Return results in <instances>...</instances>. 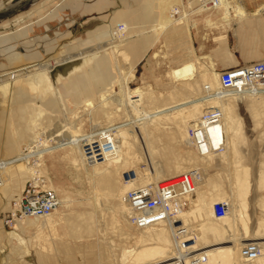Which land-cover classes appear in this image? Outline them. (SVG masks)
Returning <instances> with one entry per match:
<instances>
[{"label": "rangeland", "instance_id": "obj_1", "mask_svg": "<svg viewBox=\"0 0 264 264\" xmlns=\"http://www.w3.org/2000/svg\"><path fill=\"white\" fill-rule=\"evenodd\" d=\"M24 1L2 2L0 11L13 10ZM93 1L96 0H33L16 14L0 19V74L29 65H48L46 81L57 92V95L52 91L42 94L41 87L31 84L25 92L15 93L10 87L13 83L9 82L0 95V160H13L5 170L3 184L7 185L10 178L18 177L8 184L7 194L0 189L4 197L0 199V219L11 210L13 200L20 195L30 176V168L47 178L48 185L60 200L59 207L47 218L30 220L32 225L36 223L33 227H26V222L20 227L15 223L5 226L6 231L16 234L10 237L8 243L10 246L29 245L31 255L48 257L57 264H134L135 251L129 261L126 251L140 248L139 239L143 236L144 264H169L176 258L187 262V254L190 253L206 256L205 264H264V236L247 235L248 228L257 229L264 225V208L260 203V198L264 196V183L260 182L261 178L263 181L260 173L264 172V114L260 116L256 113L258 109L246 108V102L243 103L245 108L238 104L250 98L264 102V95H250L243 99V96L227 94L225 97L204 99L205 87L211 91L220 90L219 75L204 72L205 75L199 78L202 91L197 87V91L192 92L170 75L178 63L176 53L169 50L171 44L166 42V38L162 44L152 45L143 56L144 45H138L136 38H131L127 30L122 34V48L128 54L126 64L135 65L130 68L131 74L123 75L126 88H121L117 80L123 74L122 70H116L112 56L103 50L105 45L102 44L116 37L114 28L120 24L119 20L113 18L110 26L101 25L88 30L73 18L81 5ZM255 4L258 9L264 6V0L245 1L248 9ZM231 6L236 18H239V9L247 16L243 0L240 3L234 0ZM262 14L264 11L255 16ZM97 23L96 20V25H99ZM221 24V27L214 24L218 27L207 30L215 42L224 39L231 45L259 47L247 35L243 40L240 34H235V19ZM262 51L264 55V48ZM140 58L142 62L137 64ZM188 64L193 66L188 62L181 67ZM195 66L196 70L203 67L200 63ZM135 88H139L142 95L137 106L116 105L121 95ZM102 94L110 101L106 106L101 104ZM86 99L92 102V107L85 105ZM231 100L239 106L236 116L241 118L242 129L236 141L237 149H233L227 159L230 158L236 168L234 161L240 157L239 163L248 170L249 187L244 196L236 194L231 177L224 182L220 180L222 187L218 185L219 180L213 177L217 167H220L221 158L219 160L217 155L226 154L231 143L232 131L226 120V114L232 112ZM193 102L192 107L196 106L195 109L201 112L205 106L222 110L223 124L219 130L226 139L223 153L200 158L190 143L181 141L178 126L158 121L172 112L185 109L178 115V112L171 115L183 118ZM176 106L179 108L174 110ZM21 107H29L22 110V119L18 113ZM32 109L41 110L42 115L36 117ZM195 115L196 111L186 124L179 126L184 141L186 137L188 139V123L198 120ZM32 120H39L33 127V133L27 131ZM72 132L76 133V139L70 138ZM42 143L52 145L53 149L44 151L42 157L30 154V149H43ZM22 154H28V162ZM188 154L197 161L185 163ZM160 164L164 169L168 164L175 165L171 177H168L170 171L165 170L161 175L163 180L157 179L162 178L156 170ZM194 168L201 170V181L195 194L187 198L184 211L178 213L173 224L174 227L184 228L178 240L179 243H186L177 244L171 224L137 230L127 222L123 196L129 190L179 176ZM232 172L230 176L235 171ZM104 177L113 184L111 189L101 185ZM207 179H212L214 194L204 185L210 183ZM225 183L227 189L223 187ZM210 194L212 203L204 210L198 198L203 196L207 199ZM224 200L228 202L231 216L217 220L213 216L212 204ZM81 213L91 220L93 231L77 238L71 234L66 216ZM205 215H209L212 222H208ZM100 216L101 219L98 218ZM100 220L103 221L101 225ZM203 226L208 229H203ZM221 226L230 232L233 230V237H222ZM119 229L127 232L130 239H122ZM236 230L239 235H236ZM245 242H257L262 246L261 255L252 263L244 262L239 255ZM187 244L190 246L179 250Z\"/></svg>", "mask_w": 264, "mask_h": 264}, {"label": "crops", "instance_id": "obj_2", "mask_svg": "<svg viewBox=\"0 0 264 264\" xmlns=\"http://www.w3.org/2000/svg\"><path fill=\"white\" fill-rule=\"evenodd\" d=\"M245 1L246 0H243V4H244L245 11L247 13V18L244 20H240L239 18L235 17L234 12L232 11L234 10L233 8H230L228 12H226L223 8H221L214 13L199 14V15L186 17L180 22L177 20H173L172 18L169 17L170 10L174 6H179L181 4V0H179L178 4H173L167 9L168 12L166 11V15L169 18V24H168V27L163 30V32L156 30V28L159 25L160 12H161L160 6H159V0H96L95 2L93 1V2L81 5V7L78 8L77 11L74 12L75 16H73V18L77 19L80 22L82 28H85L88 30H92L96 26H101V25L110 26V23L113 21V18H116V20H119L120 24L125 25V30L116 32L115 34L116 37H114V39L108 42H103L102 44L105 45L103 50L108 52V49L110 47H115L123 54L126 60L128 58V54L126 50L122 48V45L124 42V39L122 38V34H124L126 30H127V33L128 32L131 33V35H129L131 38H134V37L136 38V43H138V45L139 44L144 45L143 54H142L143 56L146 55V52L150 50V47L152 45H158V44L160 45L165 41V38H166L167 39L166 42L168 44H171V46H169L170 47L169 50L176 53L175 60L178 63L176 65L177 67L172 69L171 71L179 69L182 66V64L184 63L186 64L188 62L193 63L194 65L198 63H200V65H203V67L197 68L196 73L192 79L188 80L187 82L186 81L182 82L184 85L188 86L186 88H188L192 92H195L197 91V87H199L200 91H202V81L199 80V78L205 75L204 72L206 73L214 72L217 75H219V72L224 71L226 69L248 64V63L255 62V61H260L261 59L264 60V55L262 54L263 52L262 49L264 48L263 46L264 45V15L262 14V16L261 15L255 16L254 14L258 10L257 4H255V7H253L252 9H248L247 6L245 5ZM239 3H240V0H239ZM225 12L228 13L227 14L228 19L226 20H225V17L227 15ZM233 19L237 21V24H236L237 27L235 28L236 30L235 34H240V38L243 40L246 39L245 36L247 35V37L251 39L253 42H255L256 44H258L259 47L258 46L257 47L256 46L255 47L254 46L243 47L241 45H237V46L231 45L229 41L224 40V39H221L218 42H215L214 40L215 38H213L212 36H209L210 34H208L207 30L210 29V27L214 28V27H218L219 25L221 27L222 25L221 23H228L229 21ZM96 20L98 21L99 25H96ZM183 24H184V29L179 31L181 34H178L177 33L178 30L175 27L181 26ZM214 24L215 25L217 24L218 26H215ZM93 54L94 53L90 55H93ZM78 59L79 58H76V60ZM73 61H75V58ZM140 62H142V58H140L139 61L136 63L138 64ZM128 64L131 68H133L134 63H128ZM47 67L48 65H41V66L38 65L37 67L36 66L32 67L31 65H29V66L21 67L19 69H16L10 72H5V73L0 74V95H2L4 88H6L9 82L13 83V85L10 87H12L11 91H14L15 93L16 92L19 93V91L25 92L28 86H30L31 84H35L36 86L41 87L42 94H44V92L46 91H52L54 95L55 94L57 95L56 90H54L50 84H47L46 77H45V74H46L45 70L47 69ZM113 69L117 77L118 73L115 70V65ZM29 76H32V79H29ZM48 85L52 89L48 88ZM244 102H246L245 103L246 108L258 109L256 112L257 115L262 116L264 114V102L263 101L253 100L250 98L247 101H245L244 99L238 104H242L243 106ZM194 103L195 102L190 103L191 108L185 111L186 112L185 114L187 115H185L183 118H179L180 116L173 117L171 115L177 112H178L177 113L178 115L184 112L185 109L181 111L172 112V114H170L169 116H166L158 120L161 124L166 123V124H173V125L178 126L177 131L181 138V141L184 144H188L189 141L187 137L185 141L183 140V138L181 137L182 134H181V130L179 126L181 124L183 125L186 124L195 111H196L195 116L199 118L202 115V113L206 109H208V106H205L204 109H202L203 112H201L197 108L195 109L196 106L192 107ZM238 104L236 103V101L234 102L233 100L230 101V105L232 106V112L226 114V120H227L228 127L230 126V130L232 131L231 143L228 144V150L226 154L221 155V156L217 155L219 156L218 157L219 160L221 158L222 161L220 160V165H219L220 167H217V173L214 174L213 177L214 179L219 180L218 185L220 187H222V185L220 184L221 179H222V182H224L225 179L231 177V180L235 186L236 194H238L239 196L241 195L244 196L246 194L247 188L249 187V184L247 181L248 170L242 164L239 163L241 159L240 157L236 158L234 161L236 168L233 164H231L230 162L231 159L230 158L227 159L228 157H231V153L233 152V149H237L238 145L236 141H238V139L240 138L239 135L242 129L241 118L236 116V112L239 107ZM29 107H21L18 109V113L21 114L20 116L21 119H22V110L28 109ZM245 107L243 106V108ZM178 108L176 106L174 110ZM191 123L192 122H189L188 124H191ZM233 139L235 142L232 143ZM225 144H226V139H225ZM187 157H189V154L187 155ZM152 161L153 163L156 162L154 160ZM196 161L197 160L194 159V156H190L185 161V163L187 162L189 164H192V163H195ZM173 166L175 165L168 164V166L165 167L166 169H164L162 165L160 164L159 168H156L159 177H162L161 175L163 174V171L165 170H166L165 172L170 171L171 174H169L168 177H171L173 173ZM219 168L221 170L220 172H219ZM232 171H235V172L233 176H230V173ZM260 174H261V177H263V181L261 178L260 182L264 183V172ZM158 175H156V177ZM218 175L220 176L218 177ZM17 178L18 177L10 178L8 180V184L13 182V180ZM157 179L163 180V177L162 178L157 177ZM208 181L210 183L208 184L205 183L204 185H206V187L209 188L210 191H212V193L213 192L215 193V190H213L214 189L213 184H211L212 179L211 181L210 180ZM8 184L7 185L3 184L0 187L1 192L7 194ZM107 184H109V186ZM101 185L107 187L108 189H111L113 187V184L110 182V180L105 177L103 178ZM223 187H225V189L228 188L226 183L223 185ZM23 189L21 190L20 195ZM222 193L223 192L221 190L220 192L221 196L223 195ZM19 196L15 198L13 202L16 201L19 198ZM3 198H4L3 195L0 193V199L2 200ZM198 199L201 204V207H203L204 210L208 209V207L211 205L212 200H213L211 194L209 195L207 199H205V197L203 196L199 197ZM260 203L262 204V207L264 208V196L260 198ZM6 215H4L2 219H0V222H2V227L0 226V264H57L56 263L57 261L49 259L48 257H44L42 255H31L32 250H30L31 247L29 249V245L22 244L19 246H16V245L10 246L8 241L10 237H15L16 234L13 232H8L4 229L5 225L3 223V220L6 217ZM66 217L68 218L66 220L68 224L70 225V232L74 237L80 238L81 236L86 235L87 233H90L93 231L92 222L90 223L91 220H89L88 217H85V214L81 213L75 216H71V217L66 216ZM98 218L101 219L102 216ZM205 218L208 222H212V219L209 215H205ZM27 221H30V220H26V222ZM242 221L245 222L243 219ZM24 222L25 221L15 222V226L20 227V225H22ZM98 222L101 225L103 221L100 220ZM243 224L244 226H246V222ZM35 225L36 223L33 224L31 227ZM219 230L223 231L221 236L224 238H228V237L232 238L234 235L233 230H231L230 232V230L227 229L226 227L221 226ZM102 232H103V229H102ZM235 232H237L236 235H239L238 230H236ZM248 232H249L247 233L248 236H264V225L262 226L260 225L257 229L248 228ZM119 234H120V237L124 240L130 239L128 233L125 231H122L121 229H119ZM139 242H140V248L135 249V250L130 249L126 251V253L128 254V261L130 260V258L133 257V253L135 251L136 261H134V264H144L145 263L142 257L145 251L143 236L140 237ZM24 253L25 254L30 253V255L23 256Z\"/></svg>", "mask_w": 264, "mask_h": 264}, {"label": "built area", "instance_id": "obj_3", "mask_svg": "<svg viewBox=\"0 0 264 264\" xmlns=\"http://www.w3.org/2000/svg\"><path fill=\"white\" fill-rule=\"evenodd\" d=\"M8 0H0V3ZM12 1V0H10ZM225 0H181L179 6H174L169 17L180 21L189 16L214 13L222 8ZM125 30V25L119 24L114 33ZM218 82L220 92L211 91L205 87L204 99L218 98L227 94L236 96L264 95V60L236 66L219 72ZM225 97V96H224ZM223 113L219 107L208 108L199 117L194 126L188 127V141L200 158L217 154L223 150V135H218L215 142L210 131L222 124ZM216 138V136H215ZM86 155V154H85ZM86 157V156H85ZM30 163V162H29ZM3 161L0 160V185L3 183ZM35 165V164H34ZM33 165V166H34ZM201 181V170L192 169L176 178L164 180L156 184L135 187L123 196L126 206L127 222L137 230L156 227L171 223V230L175 234L176 228L172 219L177 211L186 205V200L195 194ZM227 201H216L212 204L213 216L217 219L225 217L228 212ZM60 205L57 193L48 185L47 178L40 175L38 170L30 174L19 198L12 203L11 210L4 218V225L27 219H44L52 214ZM180 246L186 243H179ZM187 244L179 250H185ZM262 253V246L257 242H246L239 250L244 262H254ZM187 262L176 258L175 264H205L207 257L187 254Z\"/></svg>", "mask_w": 264, "mask_h": 264}, {"label": "bare ground", "instance_id": "obj_4", "mask_svg": "<svg viewBox=\"0 0 264 264\" xmlns=\"http://www.w3.org/2000/svg\"><path fill=\"white\" fill-rule=\"evenodd\" d=\"M233 2V0H225V1H223L222 2V8L226 11V12H228V10H230V8H232V6H233V4H232V6H231V3ZM179 3V0H159V6H160V19H159V25H158V27H157V30H159V31H162L163 32V30L164 29H166L167 27H168V24H169V18H168V16L166 15V11H167V9L170 7V6H172L173 4H178ZM37 7V6H36ZM35 9V8H34ZM264 11V6H262V7H260V8H258V10H257V12L254 14V15H258L259 13H261V12H263ZM168 12V11H167ZM225 12V13H226ZM237 16L240 18V19H244V18H246L247 16H246V14H244V12L241 10V9H239L238 10V14H237ZM176 23V22H175ZM178 31H177V33H180L179 31H181L182 29H184V24L183 25H181V26H177V27H175ZM174 28V29H175ZM108 52H109V54L112 56V58H113V60H114V64H116V70H118V69H121L122 70V75H121V77L117 80V83H119V84H121V88H126V86H125V79L123 78V75H126V74H131V71H130V68L131 67H129V65L128 64H126V62H127V60H126V58L123 56V54L119 51V50H117V49H114V48H109V50H108ZM196 65V64H195ZM194 64H193V66L191 65V64H188V65H185V66H183V67H181V68H179V69H177V70H174L173 72L171 71L170 72V75H171V77L173 78V80H175V81H181V82H183V81H186V80H190V79H192L193 77H194V75H195V73H196V66H195ZM198 68V67H197ZM218 92H220V90L218 91ZM141 92H140V90H139V88H135V89H133V90H131L130 92H127L126 94H123V95H121L120 96V99H118L117 101H116V105L117 106H119V107H131V106H137L138 105V103L140 102V100H141ZM248 96H250V95H243V99H244V97L246 98V97H248ZM101 104L103 105V106H106L107 104H108V102H110V101H108V99L106 98V95H104V94H102L101 95ZM219 98V97H218ZM85 105L88 107V106H91L92 107V102L90 101V100H86V103H85ZM32 112H35L36 113V117L38 116H41L42 115V111L41 110H34V109H32ZM223 113V112H222ZM199 119V118H198ZM198 121V120H197ZM196 121V122H197ZM39 122V120H32L31 122H30V124L28 125V130L27 131H29V132H32L33 133V127H36V125H37V123ZM196 122H192L191 124H189L188 125V127H190V126H194L195 125V123ZM223 124V123H222ZM220 127V126H219ZM219 127H216V129H215V131H210V135L214 138V140H215V142L218 140V135L217 134H222L223 135V144H224V147H223V152L225 151V149H226V144H225V135L223 134V133H221L220 132V130H219ZM45 133V132H44ZM72 134L73 135H71V137L70 138H72V139H76L77 138V135H76V133L75 132H72ZM43 135H45V134H43ZM49 134H47V136H48ZM54 135V134H53ZM215 136H216V138H215ZM46 138V137H45ZM44 138V139H45ZM57 139V138H56ZM47 140V139H46ZM41 142V141H40ZM40 145V144H39ZM42 145H44L43 143H42ZM42 145H41V147H42ZM52 146V145H51ZM51 146H49V145H44V148L43 149H35V150H33V149H30V154H33V155H35V156H38V157H42V155H43V152L44 151H48V150H52L53 149V147H51ZM223 152H221V153H223ZM29 154V155H30ZM22 155H24V160H25V162H28L27 160H26V158H28V154L26 155V154H22ZM211 155H215L214 153L213 154H211ZM217 155V154H216ZM24 160H23V162H24ZM1 161H3V177L5 178V170L7 169V167H8V165L9 164H12L13 163V160H11V161H5V160H1ZM30 174H32V173H34L35 171L33 170V168H30ZM180 175H182V174H180ZM179 175V176H180ZM176 177H178V176H176ZM176 177H173V178H176ZM3 178V183L5 182V179ZM169 179H172V178H169ZM168 180V179H167ZM159 182H161V181H159ZM3 183L0 185V187L3 185ZM154 184H156V183H154ZM216 199V198H215ZM216 202V201H215ZM227 205H228V203H227ZM180 211H184V209H182V210H180ZM180 211H177V213H176V215H175V218L174 219H172V221H173V223L175 222V219H176V216L178 215V213L180 212ZM213 212V211H212ZM229 216H231V214H230V211L228 212V214L225 216V217H223V218H220V219H224V218H226V217H229ZM215 218V217H214ZM215 219H217V218H215ZM220 219H217V220H220ZM27 220H39V219H27ZM25 222H26V220H24ZM27 223V225H26V227H30L31 225H32V223H33V221H27L26 222ZM176 223V222H175ZM169 223H167V224H165V225H168ZM171 224V223H170ZM162 225V224H161ZM161 225H159V226H161ZM159 226H156V228H158ZM204 228L203 229H208L207 228V226H203ZM152 228H155V227H151V229ZM175 228H176V230H180V231H175V233H176V235L177 236H179V235H181L182 234V231L184 230V228L183 229H180V228H178V226H176L175 225ZM246 243V242H245ZM207 261V260H206ZM169 264H175V262H171V263H169Z\"/></svg>", "mask_w": 264, "mask_h": 264}, {"label": "water", "instance_id": "obj_5", "mask_svg": "<svg viewBox=\"0 0 264 264\" xmlns=\"http://www.w3.org/2000/svg\"><path fill=\"white\" fill-rule=\"evenodd\" d=\"M32 1L33 0H25L22 4H20L19 6L14 8L13 10H1L0 11V19H5V18L12 16L13 14H16L17 11H19L22 7L31 3Z\"/></svg>", "mask_w": 264, "mask_h": 264}]
</instances>
